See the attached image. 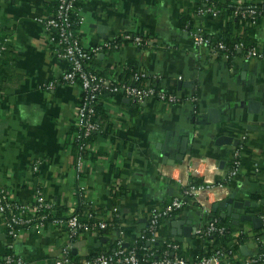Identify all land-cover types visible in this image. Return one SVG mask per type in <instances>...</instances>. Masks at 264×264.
I'll return each instance as SVG.
<instances>
[{"label":"crops","instance_id":"obj_1","mask_svg":"<svg viewBox=\"0 0 264 264\" xmlns=\"http://www.w3.org/2000/svg\"><path fill=\"white\" fill-rule=\"evenodd\" d=\"M51 1L0 0V27H6L0 35L7 40L0 58V187L23 204L32 203L40 192L53 210L61 216L78 213L86 227L70 240L64 227L50 221L22 229L14 252L24 264H53L68 243L73 264L109 254L119 242L128 248L141 236L149 209L170 202L179 192V181L191 179L192 169L206 179H221L236 146L216 145L221 135L237 142L246 136L239 172L227 187L229 192L238 188L236 200L258 205L240 212L257 215L264 209L263 200L251 199L252 193L264 194V113L247 110L249 101L264 104V60L246 59L240 51L225 58L213 46L193 40L194 33L207 38L227 33L244 48H264V13L253 25L227 13L248 2L264 7V0H78L76 10L88 20L87 29L84 22L76 27L83 46L102 40L122 42L118 49L91 58L89 69L117 82L130 80L135 70L144 71L155 86L181 97L176 103L153 98L136 104L104 93L98 100L103 110L98 120L109 132L92 140L94 157L85 158L80 172L70 143L80 90L62 80L66 63L54 54V44L34 18L50 16ZM207 8L215 14L201 12ZM126 30L142 34L145 45L124 41L121 34ZM208 108L218 110L217 121L211 120L216 116H210ZM182 137L187 138L186 154L171 165ZM166 139L168 156L163 160ZM212 212L220 210L210 206L207 212L188 201L162 220L154 242L177 243L181 257L196 259L200 254L195 251L205 250L210 240L196 233L178 234L171 222L180 219L185 222L180 230L183 226L196 230ZM100 220L109 225L95 228ZM8 242L0 219V264ZM242 246L250 254L236 253L227 264H243L258 250L253 237Z\"/></svg>","mask_w":264,"mask_h":264},{"label":"built area","instance_id":"obj_2","mask_svg":"<svg viewBox=\"0 0 264 264\" xmlns=\"http://www.w3.org/2000/svg\"><path fill=\"white\" fill-rule=\"evenodd\" d=\"M77 1L57 0L53 15H37L34 18L37 23L43 26L48 42L54 44V54L66 63L62 80L65 84L76 86L80 90L72 135L77 145V172H80L85 164L84 154L93 152L94 145L88 142V138L93 132L99 130V125L94 119L95 104L104 93L126 97L136 104H142L153 98L165 103H176L181 100V97L174 92L155 86L144 71L135 70L132 72L130 80L117 82L112 78L100 75L97 70L89 69L87 64L91 58L105 50L118 49L122 46V42L115 39L102 40L90 47L83 46L77 28L84 22V17L76 10ZM201 12L215 14L213 8H207ZM263 13L264 7L248 2L235 6L232 15L237 19L246 21L249 25H253ZM121 38L137 46L145 45L144 36L140 33L133 34L126 30L121 34ZM193 40L196 45L209 44L207 37L198 33L193 34ZM234 48L240 50L243 45L237 43ZM215 49L221 52L225 58L231 57V51L222 42H218ZM243 57L264 60V48L256 46L245 48ZM186 101L193 102L194 98L187 97ZM245 140L246 136L242 135L240 142L233 147L230 165L226 172L221 171L220 180L206 179L205 176L200 175L199 170L194 168L191 179L179 181V192L172 197L170 202L162 207L152 206L149 209L148 221L141 234V236L146 234L148 244L156 240L161 221L182 209L188 201L199 204L209 212L210 206L214 202L227 196L229 193L227 182L233 180L239 172ZM189 165L190 163L188 167ZM37 169L38 163H35L31 170L35 172ZM45 211H53V204L40 192L35 193L32 203L23 204L12 199L6 189L0 187V219L5 234L9 238L7 249L10 250V253L6 254L4 264H24L23 258L14 252V241L19 238L22 229L33 223L42 227L47 217ZM88 216L91 217L92 213H88ZM257 216L262 220L263 234L261 237H253V239L263 250L261 252L257 250L254 255L245 258L243 264H264V209L260 210ZM52 223L65 228L68 240L72 239L80 229L86 227V224L80 221L77 213L55 217ZM108 225V222L100 220L96 222L95 228L101 230ZM224 232H226L225 226L220 225L217 218L214 217H209L203 227L195 230L196 235L201 238H206L214 233L223 234ZM69 245V243L66 244L62 255L55 259L53 264H73L68 255ZM167 247L175 251L178 244L167 243ZM236 256L237 254L231 249H217L210 256L188 260L174 253L169 255V251L165 250L159 256L150 251L145 258H142L137 255L135 249L124 248L120 246L119 242L113 252L95 255L83 264H142L148 261V264H227L229 259Z\"/></svg>","mask_w":264,"mask_h":264},{"label":"trees","instance_id":"obj_3","mask_svg":"<svg viewBox=\"0 0 264 264\" xmlns=\"http://www.w3.org/2000/svg\"><path fill=\"white\" fill-rule=\"evenodd\" d=\"M50 3H51V11H52L51 15H53L54 12H55L56 6H57V0H53ZM233 9L234 8H229L227 10V13L228 14L229 13L230 14L233 13ZM236 20H237V18H236ZM0 29H1L0 33H2L6 29V27H0ZM207 39L209 41L208 45L209 46H213L214 48H216V44L218 42H222L223 44H225L226 47L231 51V56L238 55L240 52L244 53V50H245L244 46L240 50L234 48V45L239 43V41H238V39L232 38L227 33H224L223 35H221L220 37H217V38H207ZM6 41H7L6 37L1 34L0 35V58H1L2 54L4 53V51L7 48V42ZM95 57H93V58H95ZM102 113H103L102 107L97 102L95 104V116H94V119L97 121V123L99 125V130L93 132L90 135V137L88 138V142L89 143H92V140L96 139V136L103 137L109 132L108 129H103L102 128V126L100 124V121L98 120V116L102 115ZM70 143L74 147V149L76 150V153H77V145H76V143H75V141L73 140L72 137H71V142ZM84 157L85 158H92V157H94V153L92 154L91 152H86L84 154ZM251 199H253L255 201H259V200H263L264 201V194H260L259 192L252 193L251 194ZM263 205H264V202H263ZM46 213H47V217H46L45 221L52 222L53 218L62 217L59 214L58 209L57 210H53V211H47ZM210 215H211L210 218H213V217L217 218L219 224L225 226L226 232H224L223 234L214 233L211 236L206 237L208 240H210V245H208L205 250L203 249V250L195 251L194 254H196V252H198V254H200L197 258L210 256L217 249H223V250H230L231 249L233 252L238 253L239 255H241L240 247L242 245L247 243L252 237H261L262 234H263L262 233L263 227L258 228V229L250 228L249 227L250 226L249 225L250 224L249 221H244V222H242V224H243L242 226L241 225L238 226V225H235L232 222V219H230L228 217L222 218V217H220V215L217 212H212ZM92 216H93V214H92ZM246 228H248V229H246ZM132 248L135 249L137 255L139 257H142V258H145L146 255L150 251H153L156 256H159L165 250L169 251V255H171L172 252H175L176 255H178L180 257L182 256L181 254L177 253L178 252V250H177L178 248L176 249L177 252H176V250L175 251L170 250V248L167 247V243L153 242V243H149L148 244L147 238H146V234L143 235V236L138 237L128 247V249H132ZM258 250L261 252L263 249L261 248V246H258ZM6 253L7 254L10 253V250L7 249ZM148 262H143L142 264H148Z\"/></svg>","mask_w":264,"mask_h":264},{"label":"water","instance_id":"obj_4","mask_svg":"<svg viewBox=\"0 0 264 264\" xmlns=\"http://www.w3.org/2000/svg\"><path fill=\"white\" fill-rule=\"evenodd\" d=\"M98 29H101V26H96ZM186 82H183V85ZM189 83V82H188ZM247 110L251 113H258V112H262L264 113V104H259L258 102H252L249 101L248 103V108ZM208 113L211 115L216 116V120H213L211 117L212 121H217L218 116H219V112L216 108H208ZM264 130V128H261ZM166 142L167 139L164 141L163 147H162V152H163V160H165V157L168 156V153L165 151V147H166ZM237 140H233L231 136H227V135H221L218 136L215 140V144L216 145H221V144H233V145H237ZM187 151V138L186 137H182L180 144H179V148L177 150V153L174 155L173 158H171L169 164H175V162H181L184 159V156L186 154ZM238 188H235L234 190H232L231 192H229L227 194L226 197H224L221 200H218L216 202H214L211 205V209L213 211L216 210H220L219 215L222 218H230L232 219V222L235 225H238L239 222H244V221H250L252 224L253 229H258L261 228L262 226V220L259 216L254 215V214H244L241 213L240 211L244 210V208L246 206H254L256 207L258 205V203L256 202H251L249 200L246 201H241V200H236V192H237ZM238 210V211H237ZM185 223L183 220L180 219H175L171 222L172 226L175 228H178V234H183L186 237H193L195 234V228L191 227V226H183L181 228V230L179 229V225ZM189 224V223H187ZM172 233L175 234V231L172 230ZM241 250V254L245 255V254H250L247 251L246 246H241L240 247Z\"/></svg>","mask_w":264,"mask_h":264},{"label":"rangeland","instance_id":"obj_5","mask_svg":"<svg viewBox=\"0 0 264 264\" xmlns=\"http://www.w3.org/2000/svg\"><path fill=\"white\" fill-rule=\"evenodd\" d=\"M83 28L87 29L88 27V20L85 19L84 23H83Z\"/></svg>","mask_w":264,"mask_h":264}]
</instances>
